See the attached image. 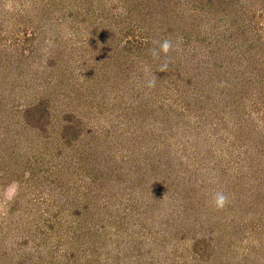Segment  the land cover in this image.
<instances>
[{
    "label": "rangeland",
    "instance_id": "obj_1",
    "mask_svg": "<svg viewBox=\"0 0 264 264\" xmlns=\"http://www.w3.org/2000/svg\"><path fill=\"white\" fill-rule=\"evenodd\" d=\"M0 264H264V0H0Z\"/></svg>",
    "mask_w": 264,
    "mask_h": 264
},
{
    "label": "clouds",
    "instance_id": "obj_2",
    "mask_svg": "<svg viewBox=\"0 0 264 264\" xmlns=\"http://www.w3.org/2000/svg\"><path fill=\"white\" fill-rule=\"evenodd\" d=\"M170 47H171V43L165 40L161 44V51L166 53ZM17 187H18L17 185H12L6 190V196L8 199H11L15 195ZM225 201H226V196L223 193H218L215 197L214 202L217 207H223L225 204Z\"/></svg>",
    "mask_w": 264,
    "mask_h": 264
}]
</instances>
